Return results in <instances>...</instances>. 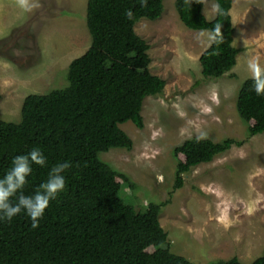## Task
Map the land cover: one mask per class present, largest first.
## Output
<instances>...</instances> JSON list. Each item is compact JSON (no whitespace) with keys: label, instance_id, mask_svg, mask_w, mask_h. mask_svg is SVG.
<instances>
[{"label":"trees","instance_id":"obj_1","mask_svg":"<svg viewBox=\"0 0 264 264\" xmlns=\"http://www.w3.org/2000/svg\"><path fill=\"white\" fill-rule=\"evenodd\" d=\"M219 11L213 19L203 13L198 0H175L182 23L193 30H211L222 25L223 43L213 44L200 55L202 74L219 78L237 63L241 49L233 44L235 28L233 0H215ZM88 0L86 23L91 35L89 48L71 61L67 85L47 93H30L23 101L18 122L0 116V178L18 155L38 148L46 165L31 164L24 186L34 194L57 163L71 162L62 173L65 189L50 201L32 228L22 211L11 221L0 219V264H195L172 251L160 213L170 198L138 207L123 194H133L135 182L101 158L111 148H133V140L121 128L132 121L144 127L143 102L161 93L166 81L150 71V45L135 30L142 18L156 20L163 14L164 0ZM131 9L133 20L125 17ZM238 115L249 136L264 133V96L253 90L247 78L237 97ZM237 138L215 141L190 137L175 146L174 189L184 185V174L201 163L212 161ZM172 193V192H171ZM208 264H245L237 256ZM250 264H264L262 254Z\"/></svg>","mask_w":264,"mask_h":264},{"label":"rangeland","instance_id":"obj_2","mask_svg":"<svg viewBox=\"0 0 264 264\" xmlns=\"http://www.w3.org/2000/svg\"><path fill=\"white\" fill-rule=\"evenodd\" d=\"M88 0H38L24 11L16 0H0V116L18 122L24 98L67 85L69 64L91 44ZM37 2V0H33ZM215 0L203 13L213 19ZM233 44L241 49L236 65L224 76L207 78L199 61L207 48L201 30L186 27L175 0H164L156 20L142 18L136 32L150 45V71L166 81L164 90L143 102L144 127L120 126L133 148H111L101 158L135 182L123 194L138 207L170 198L160 213L173 252L195 264L237 256L250 264L264 249V133L249 136L238 115L236 97L250 78L247 61L264 65V0H233ZM190 137L215 141L237 138L212 161L193 167L184 185L174 189L175 146ZM172 192V193H171Z\"/></svg>","mask_w":264,"mask_h":264},{"label":"clouds","instance_id":"obj_3","mask_svg":"<svg viewBox=\"0 0 264 264\" xmlns=\"http://www.w3.org/2000/svg\"><path fill=\"white\" fill-rule=\"evenodd\" d=\"M18 6L24 11H32L40 7L38 0H16ZM141 7L147 8L148 0H139ZM200 3L206 0H198ZM233 4V3H232ZM219 11V5L215 6ZM128 20L134 19L131 9L125 12ZM197 40L210 48L213 44L223 43L222 25L216 23L211 30H201L197 35ZM247 70L253 81V90L258 96H264V65L261 64L258 56H252L247 61ZM35 163L40 166L46 165V157L38 149H32L27 155L15 156L12 160L10 170L0 178V219H11L19 215L22 211L32 221V228L39 227L40 219L43 217L45 210L49 207L50 201L65 189L66 181L62 173L71 167V162H62L54 165L45 182L41 183L32 195H25L24 186L27 184V178L32 173L31 164Z\"/></svg>","mask_w":264,"mask_h":264}]
</instances>
